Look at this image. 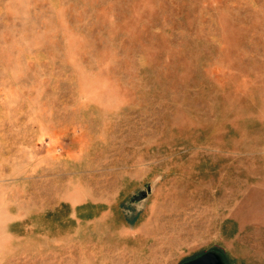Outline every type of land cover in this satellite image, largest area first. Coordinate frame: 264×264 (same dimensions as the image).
I'll return each mask as SVG.
<instances>
[{
	"label": "rangeland",
	"instance_id": "obj_1",
	"mask_svg": "<svg viewBox=\"0 0 264 264\" xmlns=\"http://www.w3.org/2000/svg\"><path fill=\"white\" fill-rule=\"evenodd\" d=\"M211 250L264 264V0H0V264Z\"/></svg>",
	"mask_w": 264,
	"mask_h": 264
},
{
	"label": "water",
	"instance_id": "obj_2",
	"mask_svg": "<svg viewBox=\"0 0 264 264\" xmlns=\"http://www.w3.org/2000/svg\"><path fill=\"white\" fill-rule=\"evenodd\" d=\"M183 264H225L224 256L218 251H207Z\"/></svg>",
	"mask_w": 264,
	"mask_h": 264
},
{
	"label": "bare ground",
	"instance_id": "obj_3",
	"mask_svg": "<svg viewBox=\"0 0 264 264\" xmlns=\"http://www.w3.org/2000/svg\"><path fill=\"white\" fill-rule=\"evenodd\" d=\"M19 258V257H18ZM26 261H27V259H26Z\"/></svg>",
	"mask_w": 264,
	"mask_h": 264
}]
</instances>
